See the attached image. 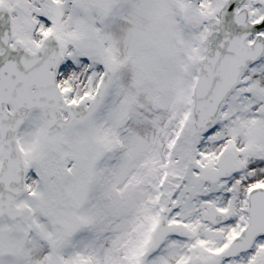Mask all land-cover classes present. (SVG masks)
<instances>
[{
  "label": "snow or ice",
  "instance_id": "6c2138e0",
  "mask_svg": "<svg viewBox=\"0 0 264 264\" xmlns=\"http://www.w3.org/2000/svg\"><path fill=\"white\" fill-rule=\"evenodd\" d=\"M0 264H264V0H0Z\"/></svg>",
  "mask_w": 264,
  "mask_h": 264
}]
</instances>
